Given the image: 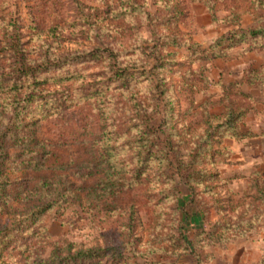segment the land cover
<instances>
[{"label":"rangeland","instance_id":"obj_1","mask_svg":"<svg viewBox=\"0 0 264 264\" xmlns=\"http://www.w3.org/2000/svg\"><path fill=\"white\" fill-rule=\"evenodd\" d=\"M226 25L264 0H0V264H264V51Z\"/></svg>","mask_w":264,"mask_h":264},{"label":"trees","instance_id":"obj_2","mask_svg":"<svg viewBox=\"0 0 264 264\" xmlns=\"http://www.w3.org/2000/svg\"><path fill=\"white\" fill-rule=\"evenodd\" d=\"M225 27H228L229 29L226 32H223L220 34V38H219V41L217 42V45L224 42V41H227L228 45H225V47L229 48V47L239 46L242 43H246L247 47L245 48V50H247V51H250V52L264 51V41H260L261 39L264 40V29L263 28H259V27L256 28L253 26L244 27L242 25H237L234 27L226 25ZM225 54H227V49L222 50L221 53H218L217 56H222ZM217 56H213V57H217ZM51 63H52L51 59H47L45 62L42 63V65L45 67ZM112 66H113L114 70H116V74L119 77H129V76L131 77V74L133 76L136 73L138 74V77H140L142 73L148 72L147 70L142 71V73L139 71H135V70L129 71V69L126 66L120 65L117 60L113 61ZM21 69L23 71H26V73L28 75V74H30V71L33 70V67H31L30 65L29 66L24 65V63H23V65L21 66ZM142 75H144V74H142ZM160 91L162 92L163 89H159V92ZM245 112H246V109H243V110L237 111V112L229 111V113L227 114L226 121H223L222 123L218 124V127H222L224 125H227L228 128L231 130V135H233V136H242V135L247 134L248 132L243 131V130L239 131L236 127V124L242 120V117L245 114ZM149 119H151V116H149ZM148 126H150V128H153V129H156V128L159 129V127L162 126V122L157 123L156 125H146L147 128H148ZM10 128H11L10 124L5 129H3V127H0V186H1L0 191H2V184L4 182V180L2 179L3 174H4L2 161L5 159V157H7V154H8L7 150L9 147L8 137H9L10 132H11ZM209 135H210L209 136V139H210L212 133H210ZM169 144H171V149H172L174 146H173L171 140L169 141ZM168 156H170V155H168ZM30 162L35 163L36 162L35 158L34 157L31 158ZM192 163H194V162L181 160L178 163L179 167L176 166L178 172L181 173V175L185 178V183L188 184V186L190 188V190L187 191L188 200L186 201V206L188 208L186 207L187 211L185 212L186 216L189 218L196 215V214H198V215L202 214V211L204 210V209L197 207V205L194 203V200H196V198L198 197L197 191H196L195 186L193 185L192 181H190V174L191 173L189 171L185 172L186 170L189 169L190 166L192 167ZM35 165H37V163H35ZM38 166H41V165H38ZM204 172L206 173L207 171H204ZM206 174L209 175V173H206ZM207 175H205V176L202 175L203 177L199 178V180L206 179ZM211 175L215 177L217 174L211 172L210 176H209L210 178H212ZM210 188L204 189L203 192L210 190ZM260 191H262L261 192L263 194L262 199L264 200V189H260ZM42 211H43V207L40 209L38 208V210L36 212H34L33 214H39ZM16 225H17V223H13V224L10 223L7 225H1L0 224V242H5V240H7L9 238V236L11 235V233H10L11 230L14 229V227ZM199 226H200L199 228L202 229V225H199ZM1 227H3V228H1ZM205 230L206 229H202L203 232ZM208 233L210 234V231H208ZM208 238H209V236H208ZM95 253H96L95 250H92V249L82 250V251H79L72 256H69V258L71 260L74 258L77 259L78 257H82V256L83 257L84 256L90 257L93 255H96ZM66 264H70V261H67Z\"/></svg>","mask_w":264,"mask_h":264}]
</instances>
